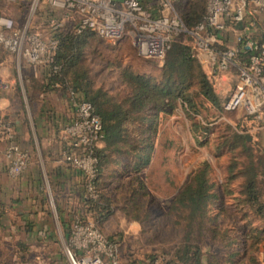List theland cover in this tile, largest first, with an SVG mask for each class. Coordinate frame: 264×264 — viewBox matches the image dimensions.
Segmentation results:
<instances>
[{"label": "rangeland", "instance_id": "rangeland-1", "mask_svg": "<svg viewBox=\"0 0 264 264\" xmlns=\"http://www.w3.org/2000/svg\"><path fill=\"white\" fill-rule=\"evenodd\" d=\"M180 41L192 45L188 36H180ZM79 67L93 85L122 96L130 89L122 79L125 70L159 78L163 63L139 55L127 36L102 39L91 35L82 46ZM0 74L7 85L0 90V116L7 115L12 126L15 121H20V125L25 127L26 139L34 143L38 138L36 121L47 119L50 112H63L72 93L61 84L51 85L42 69H34L23 61L17 65L16 57L3 49H0ZM190 91L196 92L194 88ZM230 91L221 97V102ZM79 98L73 95V99ZM194 98L198 113H188L185 105L178 101L172 113H160L153 132L130 126L132 131L128 133L127 141L120 145L126 152L112 154L103 169L100 188L109 194L111 213L98 224L104 235L115 242L119 264H128L134 259L142 262L152 254L158 256V263L164 258L163 264L172 257L173 251L182 246L188 231L186 222L170 212L168 207L187 176L203 162L208 163L210 178L220 196L223 193L221 187H229L233 191L239 189L241 178L235 172L246 162V151L240 147L230 149L221 143L234 131L250 135L248 127L240 125L244 115L241 112L219 114L201 95L196 94ZM41 115L44 116L41 118ZM197 123L207 131L194 129ZM14 129L13 138L17 141L19 134L16 135ZM141 135L150 136L149 164L139 171V175L123 177L122 172L114 170V165L120 162L118 159H125L126 165L131 163L133 153L127 150L139 141ZM257 139L256 136L251 141L255 154L262 153ZM37 165L43 172L40 163ZM230 165H234L232 175L228 172ZM0 166L3 170L5 164L1 154ZM23 172L14 177L4 170L0 174V195L10 200L0 204V264H68L64 243L74 215L94 216L84 211L81 201L77 206L75 199L69 198L64 189L60 193L52 192V199L48 192L43 193L49 223L46 228L39 225L38 234L29 238L28 230L33 227L29 217L34 214L29 202L34 192L28 174ZM39 180L44 186L45 179ZM257 186L264 192V176L258 178ZM58 200L62 201L60 209ZM233 201L230 194L225 193L223 203L230 205ZM211 210L212 214L216 213L217 204L212 205ZM233 210L231 207L229 211H219L214 238L211 235L200 236L196 233L197 223L193 224L190 241L202 250L201 264H264V239L256 248L247 250L248 228ZM263 223L257 220L254 225L263 226ZM211 225L204 223L203 230Z\"/></svg>", "mask_w": 264, "mask_h": 264}, {"label": "built area", "instance_id": "built-area-1", "mask_svg": "<svg viewBox=\"0 0 264 264\" xmlns=\"http://www.w3.org/2000/svg\"><path fill=\"white\" fill-rule=\"evenodd\" d=\"M177 0H50L52 6L77 15V30L87 29L102 39L127 36L137 53L163 63L172 39L182 33L192 37L194 55H204L219 70L236 61L239 51H249L248 60L240 67L238 79L222 103L224 113H239L264 127V44L250 36L239 39L240 47L217 51L212 30H222L225 16L235 25L264 11V0H208L202 19L188 29L180 19ZM254 20L248 22L254 26ZM58 23L54 24L57 27ZM58 40L42 37L30 28L26 19L20 26L0 13V49L27 65H52ZM7 87L0 76V90ZM75 116L63 127L65 146L60 160L77 169L83 177L84 198L96 200L100 186L96 183L98 160L94 149L103 141L102 123L92 104L73 99ZM4 137L3 158L6 173L12 177L26 168L29 152L13 138L10 123L0 116V138ZM64 252L68 264H119L115 242L109 240L93 217L74 215L66 234Z\"/></svg>", "mask_w": 264, "mask_h": 264}, {"label": "trees", "instance_id": "trees-1", "mask_svg": "<svg viewBox=\"0 0 264 264\" xmlns=\"http://www.w3.org/2000/svg\"><path fill=\"white\" fill-rule=\"evenodd\" d=\"M208 0H177L176 11L186 28L191 29L198 23L206 11ZM229 23L233 24L230 20ZM226 24V23H225ZM218 35V30H212ZM94 35L91 31L83 29L78 33L65 34L56 32L54 37L58 40V46L53 55L50 66L57 65L59 69L53 73L46 68L49 83L51 85L61 84L65 89L71 91L72 95H78L80 100L90 102L95 113L99 116L103 130V146L94 149L98 160V172L96 183L100 186V177L103 169L110 162V156L114 153L122 154L121 144L127 141L129 127L144 128V132H153V126L160 113L170 114L173 112L178 101L183 103L187 112L198 113L195 95L199 94L210 102L217 110L222 111L219 97L213 90L207 75L198 63L194 55L193 46L180 41V36L192 37L182 33L172 39L167 49L162 72L159 78L145 74L133 73L125 70L122 79L129 85V91L125 95L113 94L105 87L93 85L87 74L79 67L81 61V50L87 38ZM260 43H262L259 39ZM241 43H239L240 47ZM249 51H239L236 60H248ZM194 88L195 93L190 91ZM148 124V125H147ZM194 129L207 131L206 127L195 124ZM142 136V135H141ZM139 137V141L130 145L127 152H132L133 157L129 165H125L129 171L137 173L150 161L151 142L150 136ZM230 149L242 148L246 151V162L235 174L240 176L241 184L238 191L229 187H221L222 196L219 195L215 184L210 178V167L203 162L199 168L189 174L172 199L168 210L183 218L188 231L184 237L181 247L173 251L170 259L163 264H201L202 250L197 244L190 241L192 227L197 223V234L200 236L217 234V218L220 210L229 211L232 207L244 221L248 230L246 233L247 250L258 246L264 239L263 226L254 225L257 220L264 222V192L257 186L259 177L264 176V154L253 153L251 141L247 140L244 133L233 132L226 137L222 143ZM234 165L228 166V172L232 175ZM225 193L232 197V204L223 203ZM237 194V195H236ZM222 197V198H221ZM84 211L94 216L100 223L111 213V204L108 192L99 191V197L91 200L81 196ZM222 203V204H221ZM217 204L218 211L212 214L211 206ZM82 217L84 215H81ZM204 223L212 224L207 230H203ZM156 254L148 255L144 261L130 260L128 264H162L157 262Z\"/></svg>", "mask_w": 264, "mask_h": 264}, {"label": "crops", "instance_id": "crops-1", "mask_svg": "<svg viewBox=\"0 0 264 264\" xmlns=\"http://www.w3.org/2000/svg\"><path fill=\"white\" fill-rule=\"evenodd\" d=\"M33 4L34 10L30 13L29 11ZM0 13L11 16L18 26L22 25L24 21L28 19L30 28L44 38L54 35L56 32L74 34L81 31L77 30V15L52 6L50 0H0ZM224 19L226 24L222 30L218 31V35H216L217 40L214 44V48L217 51L226 48L239 47V39L246 35L253 39H259L264 44V11L251 18L255 22L254 26L248 25V22L251 20L249 16L242 21L241 26L231 25L227 16H225ZM55 23H58L57 27H54ZM196 59L207 75V78L211 82L213 90L219 99L233 88L237 82L240 67L245 63L242 59L238 58V60L230 64L227 69L219 70L216 65H212L204 55L198 54ZM38 67L46 73V69L42 65L33 68L39 69ZM0 76L2 78L1 74ZM222 103L223 102H221V104ZM75 111L76 109L73 105L72 95L70 96L69 102L66 103V108H64L63 112H50L49 116H46V118L48 117L47 119L37 120L35 127L38 133V138L34 143H32L31 140L26 139L24 132L25 127L23 128L20 125V121H15L14 126H12V123L7 120V115H4V118L10 123L11 131L14 127L16 129H14L16 135L19 134L17 135L18 144L26 149L30 155L28 164L23 172V174H28L27 176L31 181L30 187L34 192V195H32L29 202L34 212V214L29 217L33 224V227L29 228L27 233L29 238H34L33 236L38 234L37 230L40 228L39 225H44V228H46L49 223V217L47 216L48 211L44 199L45 193L48 192L52 199V192H55L56 194L64 189L63 191L69 193V198L72 197L73 200L75 199V204H77V206H79V202L81 201L80 198L84 191V181L81 173L77 169L60 160V152L65 146L63 127L73 119ZM218 113L225 114L223 111L219 110ZM42 116L44 115H41V118ZM240 125L248 127V131L251 135L249 141H254L256 136L258 137V144L261 146V152L264 153V127H258L255 122L245 116L240 121ZM254 134L257 135L254 136ZM3 144L4 137H1V158H3ZM32 144H35L34 147ZM99 146H103V142H101ZM118 160H120V162L117 161V163H119L114 165V170L122 172L121 175H123V177H132L140 174V172L134 173L128 171L125 166V159ZM39 163L42 166L41 168H43V172L37 165ZM122 168L125 170L120 171ZM3 170L6 172L5 166H3ZM3 170L0 166V174ZM39 177L45 179L43 180L45 181L44 186L40 185ZM1 196L2 195H0V204L2 202L9 203L10 200L8 197ZM81 204L82 203H80V205ZM57 205L58 209H60L59 207L62 205V201L58 200ZM24 218L26 219V217ZM47 233L48 232H46V234ZM46 234L44 233L45 237Z\"/></svg>", "mask_w": 264, "mask_h": 264}, {"label": "water", "instance_id": "water-1", "mask_svg": "<svg viewBox=\"0 0 264 264\" xmlns=\"http://www.w3.org/2000/svg\"><path fill=\"white\" fill-rule=\"evenodd\" d=\"M237 25L241 26L242 22H238ZM245 137L247 138V140H250V135L246 134Z\"/></svg>", "mask_w": 264, "mask_h": 264}]
</instances>
